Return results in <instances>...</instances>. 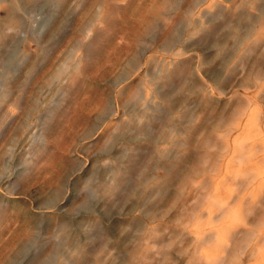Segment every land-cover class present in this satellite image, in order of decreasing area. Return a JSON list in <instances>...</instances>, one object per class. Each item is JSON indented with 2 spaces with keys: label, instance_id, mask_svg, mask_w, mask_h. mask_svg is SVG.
Instances as JSON below:
<instances>
[{
  "label": "rangeland",
  "instance_id": "1",
  "mask_svg": "<svg viewBox=\"0 0 264 264\" xmlns=\"http://www.w3.org/2000/svg\"><path fill=\"white\" fill-rule=\"evenodd\" d=\"M0 264H264V0H0Z\"/></svg>",
  "mask_w": 264,
  "mask_h": 264
}]
</instances>
